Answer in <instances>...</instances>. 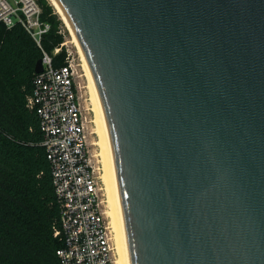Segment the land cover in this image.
<instances>
[{"label":"water","instance_id":"obj_1","mask_svg":"<svg viewBox=\"0 0 264 264\" xmlns=\"http://www.w3.org/2000/svg\"><path fill=\"white\" fill-rule=\"evenodd\" d=\"M57 1L106 118L128 263L264 264V0Z\"/></svg>","mask_w":264,"mask_h":264},{"label":"trees","instance_id":"obj_2","mask_svg":"<svg viewBox=\"0 0 264 264\" xmlns=\"http://www.w3.org/2000/svg\"><path fill=\"white\" fill-rule=\"evenodd\" d=\"M41 17L50 23L42 48L21 24L0 22V264H62L57 250L64 245L54 235L60 221V201L42 144L35 109L27 106L33 92L35 64L42 49L53 64H66L64 23L50 0H38Z\"/></svg>","mask_w":264,"mask_h":264},{"label":"built area","instance_id":"obj_3","mask_svg":"<svg viewBox=\"0 0 264 264\" xmlns=\"http://www.w3.org/2000/svg\"><path fill=\"white\" fill-rule=\"evenodd\" d=\"M41 14L38 0H0V22L8 27L21 24L42 48L50 23ZM64 45L65 41L55 47L53 54ZM66 51V64L56 67L52 54L42 49L43 69L36 72L33 92L27 97V106L40 118L42 144L60 201V221L54 226V235L64 245L57 254L62 264H115L101 186L75 87L76 67Z\"/></svg>","mask_w":264,"mask_h":264},{"label":"bare ground","instance_id":"obj_4","mask_svg":"<svg viewBox=\"0 0 264 264\" xmlns=\"http://www.w3.org/2000/svg\"><path fill=\"white\" fill-rule=\"evenodd\" d=\"M50 1L57 9L58 14L62 16L67 26L69 27L73 36L72 41L77 46V49L80 53V59L82 60L84 74L87 79V109L91 112L92 115L90 119L92 124L91 133H93L94 137L91 143L95 146L94 154L97 157L98 163V166L96 168L99 173L98 177L101 181L100 189L102 190L104 196V213L106 218L108 219L109 229L113 242L115 264H129L112 164L108 128L100 97L90 67L88 65V61L70 24V21L68 20L59 2L57 0Z\"/></svg>","mask_w":264,"mask_h":264},{"label":"rangeland","instance_id":"obj_5","mask_svg":"<svg viewBox=\"0 0 264 264\" xmlns=\"http://www.w3.org/2000/svg\"><path fill=\"white\" fill-rule=\"evenodd\" d=\"M55 7V6H54ZM56 9V8H55ZM57 11V9H56ZM60 15V14H59ZM60 17L62 18V16L60 15ZM62 21L64 23V32H65V48L68 49V51L71 53L70 54V57L71 59H73V62L75 64V67H76V73H75V76H74V81H75V87H76V91L78 93V96H79V99H80V103H81V107H82V111H83V115L85 117V123H86V131H87V134H88V139L90 141V149H91V152H92V158H93V163L95 164V166L97 167L98 166V163H97V157L95 156V146L91 143L92 140H93V133H91V127H92V124H91V112L87 109V79H86V76L84 74V69H83V66H82V60L80 59V53L77 49V46L74 44V42L72 41V33L69 29V27L67 26L66 22L64 21V19L62 18ZM96 174L99 175L98 173V170L96 168ZM98 181H99V185L101 186V181L98 177ZM100 196L103 200V192L102 190L100 189ZM102 206H103V209L105 208V205H104V202H102ZM107 219V218H106ZM108 221V219H107Z\"/></svg>","mask_w":264,"mask_h":264}]
</instances>
